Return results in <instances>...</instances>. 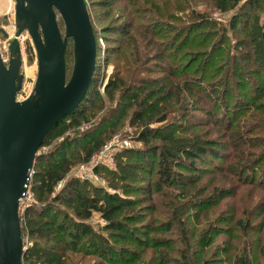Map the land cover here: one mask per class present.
Listing matches in <instances>:
<instances>
[{
	"label": "trees",
	"instance_id": "obj_1",
	"mask_svg": "<svg viewBox=\"0 0 264 264\" xmlns=\"http://www.w3.org/2000/svg\"><path fill=\"white\" fill-rule=\"evenodd\" d=\"M131 1L136 3L139 0ZM258 1L213 0L220 11L241 10L235 14V21L238 23L247 19L243 32L246 41L251 34L256 35L255 30L250 29L252 14H248L247 10H256ZM161 2L168 8L169 0ZM139 4L134 5L136 10L131 12L133 20L142 19L136 15ZM186 7L185 4L177 9ZM156 11H159L158 7ZM190 17L202 22L204 16L192 10ZM134 26L132 22L121 27L120 32H126L127 36L124 34L125 38L114 49L115 53L130 56L127 64L133 66L131 76L125 77L118 66L119 70L110 76L105 86V92L110 99H115L116 104L107 115L79 133L80 126L88 121V109L95 105L96 99H102L95 86L99 66V40L96 36L97 69L89 93L79 108L64 118L43 144L49 145L55 137L75 131L70 140L65 141L68 137L61 140L36 160L30 183L37 203L29 206L21 215L23 237L30 241L23 264H165L162 258L165 254L159 249L167 245L154 243L156 239L152 234L170 232L172 228H160V224L156 225V218L152 217H158L156 213L161 211L156 200L165 193L166 188L179 186L185 191L187 186L197 185L205 171L198 165L202 162H208L223 172L227 170L231 175L235 171H242L243 175L252 171L255 181L257 175L261 174L260 181L264 184V172H259L264 160V142L251 144L252 149L258 151L260 148L258 161L255 163L253 159H248L238 169L236 155L233 154V130L240 133L254 130L245 125L240 130L235 126L233 116H230L233 114V99L237 117L245 116L256 107L264 112L261 102L264 98V73L260 71L258 74L261 81H258L253 92L249 76L243 77V72L238 69L233 71L231 59V65L223 76L224 82H210L211 89L208 91L204 88V81L197 77L189 79L188 74H196L204 63L207 72L211 69L213 75L219 72V68L222 70L221 66L213 68L214 56L221 46L214 44L213 47L212 44L208 47L211 37L216 35L215 28L207 34H203L205 28H185L183 32L175 33L174 42L164 45L156 40V30H142ZM262 27L264 24L259 26ZM130 29L135 30L130 32ZM252 40L255 41L254 38ZM193 47L208 48L205 53L213 48L208 54L209 61L201 54L190 58L189 52ZM165 61L174 64L173 67ZM233 76L237 77L234 83ZM217 86L222 88L221 94H216ZM240 93L245 97H241ZM258 102L262 105L258 106ZM220 110L224 113L219 118ZM237 117L234 119L237 120ZM126 119L136 129L131 139L141 143L142 147L127 148L119 153L116 157L118 170L97 167L96 173L104 171L106 176L111 175L113 181L125 183L138 181L142 173L155 175L156 178H151L150 184L144 187L126 185L123 195L100 189L79 177L67 179L75 167L89 163L99 153ZM203 127L209 130L201 133L198 129ZM209 131L215 132V136L209 137ZM63 181L66 183L56 192V187ZM216 190L221 197H227L230 191L224 188ZM185 196L180 198L186 199ZM148 201L153 202L154 208L152 204L146 205ZM192 205L204 211L199 202ZM95 214L103 220V224L97 227L91 222ZM149 249L154 250L153 258L146 262ZM190 264L201 262L198 260V263Z\"/></svg>",
	"mask_w": 264,
	"mask_h": 264
},
{
	"label": "rangeland",
	"instance_id": "obj_2",
	"mask_svg": "<svg viewBox=\"0 0 264 264\" xmlns=\"http://www.w3.org/2000/svg\"><path fill=\"white\" fill-rule=\"evenodd\" d=\"M152 1L153 3H151ZM152 1L139 0L132 3L131 0H86L94 32L99 40V66L95 86L99 90L102 99H96L95 105L89 106L90 108L86 113L88 121L80 126L79 133H82V131H85L107 115L110 108L116 104L115 99H110L105 92V86L110 76L119 70L117 67L119 66L120 70H123L125 77L131 76L133 66H128L130 56L127 53L114 52V49L121 44L126 35V32L125 35L120 32L121 27L128 23L134 22V28L156 30L158 33L156 40L164 45L174 42L175 33H181L185 28H205L203 34H207L215 28L216 35L211 37L208 47H211L212 44L213 47L216 44L221 46V49L214 56L213 68L221 66L222 70L219 68V72L213 75V70L209 69L207 72L205 69L206 63H204L197 69L196 74H188L189 79L197 77L204 81V88L208 91L211 89L210 82L214 81L220 84L224 82L223 76L231 65V59H233V71L238 69L243 72V77L249 76L252 84L250 88H256L258 81H261L258 74L260 71L261 74L264 73V66H262L264 64V27L259 28V26L264 24V0L258 1L259 5L256 10H252V12L247 10L248 14H252L249 23L250 29L253 28L256 32V35L251 34L247 41L243 35L246 29L244 24L247 19L244 18L238 23L235 21L237 19L235 14L241 12L239 9L226 12L220 11L216 8L213 0H169L168 8L163 5L161 0ZM137 4H139V12L136 15L141 16L142 19L133 20L134 15L131 12L136 10L134 5ZM185 4L188 7L182 10L177 9L184 7ZM157 7L159 8L158 12L156 11ZM192 10H196L204 16L202 22L190 17ZM58 21L64 33L65 26L60 16ZM134 30L130 29V32ZM15 31V0H0V47L6 57L4 45L7 42V37L5 32L13 37ZM253 38L255 41L252 40ZM21 42L25 81L23 89L18 95L19 99L27 97L33 91L38 71L36 51L27 32H24L21 36ZM71 50L72 42L69 44L67 53L68 76L71 74L74 65ZM190 50H192L191 52L188 51L190 58L201 54L206 61H209L208 54L212 52L213 48L207 53H205V50H208V48L193 47ZM189 57L185 58L186 62ZM168 65L173 67L174 64L168 62ZM200 74L204 77H201ZM235 78L237 77L233 76V83ZM256 79L258 80L256 81ZM216 88H219L216 94H221L222 88L218 86ZM240 95L245 97L242 93ZM261 102L264 105V98ZM261 102H258V106ZM235 107L233 99V114L230 116H233L235 126L241 128L245 125L246 128L251 127L254 130L250 133L244 131L240 133L238 130H233V154L236 155L235 161L239 165V169L248 159H253V162L256 163L261 155L259 153L261 152L260 148L258 151L252 149L251 144L264 142V112L256 107L247 112L245 116L237 117ZM220 111L221 114L217 115L219 118L224 113L222 110ZM235 117L238 119L235 120ZM198 130L201 133H206L209 129L203 127ZM240 130H243V127ZM74 132H68L62 137H55L51 144L46 145L45 152H48L67 137L69 139H65V141L70 140L74 136ZM135 132V127L131 126L126 119L125 123L121 124L117 131L112 134L111 139L108 140L106 145L109 144L110 148L106 150V154L101 158L97 157L94 161V168L118 170L116 157L119 153L124 152L127 148L142 147L141 143L131 139L132 134ZM209 132H211L208 135L209 137L215 136V132ZM220 133L222 134V131ZM220 138L222 139L223 136L220 135ZM127 140L129 141L128 145L125 143ZM249 154L252 156L247 157ZM105 160H108V162ZM198 165L202 166L205 171H203L204 174L197 185H189L185 191L179 186L166 188L165 193L162 196L159 195L156 200L163 214L158 211L156 213L158 217L152 218H156V225L160 224V228L164 229L167 226L172 228L170 232L152 234L153 238L156 239L154 243L167 245V247L163 246L159 249L166 255L162 256L163 261L165 264H184V262L190 264L193 262L198 263V260L201 264H264V184H261L260 181L262 179L261 174L257 175L255 181L251 175L252 171L248 175H243L242 171H235L231 175L227 170L223 172L215 169L208 162L198 163ZM78 167L79 165L75 167L67 179L73 176L78 177ZM119 172H121V169H119ZM259 172H264V160L259 166ZM95 174L94 179H85L84 174H79V178L88 180L105 191L118 192L122 195L123 187L126 185H132L133 188L137 186L144 187L150 184L151 178L153 180L156 178L155 175L149 176L142 173L141 178L137 179L138 181H127L125 183L126 181L121 180L113 181L111 175L106 176L104 171L102 173H96L95 171ZM66 181L61 182L56 187V192L62 189ZM221 188L230 190L227 197H221L217 193L216 189ZM184 194L186 199H181L180 196ZM194 202H199L204 211L193 208L192 203ZM31 203H37L35 197L31 199ZM152 203L148 201L146 205L149 204L150 206ZM182 204H185V206L180 207ZM91 222L96 227L103 224V220L98 214H95ZM24 239L26 240V236ZM27 242L30 245V241L27 240ZM206 244H208V247H206ZM153 251L149 249L148 255L145 256L146 262L150 260V257L153 258ZM91 260L88 259L87 261Z\"/></svg>",
	"mask_w": 264,
	"mask_h": 264
},
{
	"label": "water",
	"instance_id": "obj_3",
	"mask_svg": "<svg viewBox=\"0 0 264 264\" xmlns=\"http://www.w3.org/2000/svg\"><path fill=\"white\" fill-rule=\"evenodd\" d=\"M15 27L8 64L0 53V264H23L21 204L31 173L47 137L87 97L98 59L86 0H15ZM24 32L33 42L38 71L31 94L18 100L25 80ZM70 41L74 65L68 76Z\"/></svg>",
	"mask_w": 264,
	"mask_h": 264
},
{
	"label": "built area",
	"instance_id": "obj_4",
	"mask_svg": "<svg viewBox=\"0 0 264 264\" xmlns=\"http://www.w3.org/2000/svg\"><path fill=\"white\" fill-rule=\"evenodd\" d=\"M9 35V34H8ZM14 37V36H13ZM13 37H10V35L7 37V42L5 43V45H4V47H5V52H6V55H7V57L4 55V53H3V51H2V49H1V47H0V53H1V57H2V59H3V61H4V63H6V64H8V62H9V60H10V53H9V45H10V41H11V39L13 38ZM20 40H21V37H20ZM21 46H22V42H21ZM23 52V51H22ZM23 62H24V60H23ZM25 81V80H24ZM23 85H24V83H23ZM22 89H23V87H22ZM21 89V90H22ZM21 92V91H20ZM19 92V93H20ZM31 94V93H30ZM29 94V95H30ZM19 95V94H18ZM28 95V96H29ZM27 96V97H28ZM27 97H25V98H27ZM25 98H23V99H19L18 98V96H17V99L18 100H24ZM128 140L127 141H125V143L128 145ZM110 148V145L108 144V145H105L100 151H99V153H97L93 158H92V160L89 162V163H82V164H80L79 165V167H78V169H79V174H84L85 175V179H88V180H90V179H94V177H95V168H94V166H93V163H94V161L96 160V158L98 157V158H101L103 155H105L106 154V150H108ZM45 150H46V146H42L41 147V149H40V152L41 153H45ZM106 162H108V160H105ZM103 163H105V162H103ZM33 172H34V169H33V171H32V173H31V177H32V175H33ZM77 175L78 177L80 176V175ZM30 180H31V178H30ZM35 196H34V193L32 192V189H31V183L29 182V185L27 186V191H26V193H25V195H24V198H23V200H22V204H21V214H24V212H25V210L29 207V206H31L32 205V203H31V199H33ZM27 240H28V238H26V240L24 239V241H25V245H26V247L28 248V246H29V244H28V242H27Z\"/></svg>",
	"mask_w": 264,
	"mask_h": 264
},
{
	"label": "crops",
	"instance_id": "obj_5",
	"mask_svg": "<svg viewBox=\"0 0 264 264\" xmlns=\"http://www.w3.org/2000/svg\"><path fill=\"white\" fill-rule=\"evenodd\" d=\"M8 6H9V5H8ZM8 6H7V8H8ZM7 8H6V9H7Z\"/></svg>",
	"mask_w": 264,
	"mask_h": 264
}]
</instances>
